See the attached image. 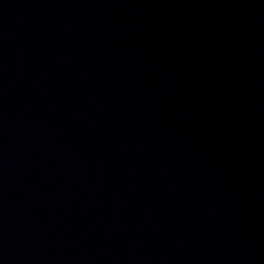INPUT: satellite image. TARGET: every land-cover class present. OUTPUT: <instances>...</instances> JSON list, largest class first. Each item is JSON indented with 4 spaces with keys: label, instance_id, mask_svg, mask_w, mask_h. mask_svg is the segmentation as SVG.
Segmentation results:
<instances>
[{
    "label": "water",
    "instance_id": "1",
    "mask_svg": "<svg viewBox=\"0 0 264 264\" xmlns=\"http://www.w3.org/2000/svg\"><path fill=\"white\" fill-rule=\"evenodd\" d=\"M0 264H264V0H0Z\"/></svg>",
    "mask_w": 264,
    "mask_h": 264
}]
</instances>
